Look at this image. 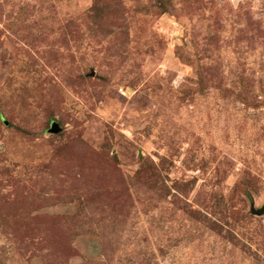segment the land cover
I'll return each mask as SVG.
<instances>
[{
	"label": "rangeland",
	"instance_id": "rangeland-1",
	"mask_svg": "<svg viewBox=\"0 0 264 264\" xmlns=\"http://www.w3.org/2000/svg\"><path fill=\"white\" fill-rule=\"evenodd\" d=\"M263 208L264 0H0V264H264Z\"/></svg>",
	"mask_w": 264,
	"mask_h": 264
},
{
	"label": "water",
	"instance_id": "water-1",
	"mask_svg": "<svg viewBox=\"0 0 264 264\" xmlns=\"http://www.w3.org/2000/svg\"><path fill=\"white\" fill-rule=\"evenodd\" d=\"M51 131L54 133H60L62 128L57 123H54ZM258 215H264V208L258 212Z\"/></svg>",
	"mask_w": 264,
	"mask_h": 264
}]
</instances>
